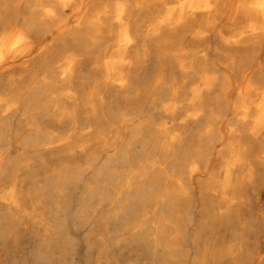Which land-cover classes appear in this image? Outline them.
<instances>
[{
    "label": "bare ground",
    "instance_id": "obj_1",
    "mask_svg": "<svg viewBox=\"0 0 264 264\" xmlns=\"http://www.w3.org/2000/svg\"><path fill=\"white\" fill-rule=\"evenodd\" d=\"M14 120L32 148L162 152L220 197L194 264H264V0H0V141Z\"/></svg>",
    "mask_w": 264,
    "mask_h": 264
},
{
    "label": "rangeland",
    "instance_id": "obj_2",
    "mask_svg": "<svg viewBox=\"0 0 264 264\" xmlns=\"http://www.w3.org/2000/svg\"><path fill=\"white\" fill-rule=\"evenodd\" d=\"M4 135L0 197L14 185L19 208L0 198V264H194L197 247L211 245L218 192L202 194L201 177L182 190L164 183L157 166L165 165L162 152L124 145H96L83 154L32 148L23 144L16 120ZM153 175L160 180L152 184ZM258 229L249 249L264 248Z\"/></svg>",
    "mask_w": 264,
    "mask_h": 264
}]
</instances>
